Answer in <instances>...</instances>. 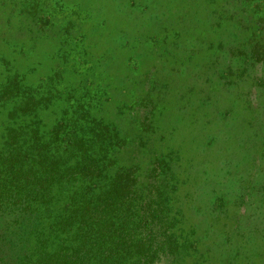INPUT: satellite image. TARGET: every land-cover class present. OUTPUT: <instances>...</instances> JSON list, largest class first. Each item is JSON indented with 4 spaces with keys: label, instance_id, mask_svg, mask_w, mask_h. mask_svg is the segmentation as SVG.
I'll list each match as a JSON object with an SVG mask.
<instances>
[{
    "label": "rangeland",
    "instance_id": "374dc122",
    "mask_svg": "<svg viewBox=\"0 0 264 264\" xmlns=\"http://www.w3.org/2000/svg\"><path fill=\"white\" fill-rule=\"evenodd\" d=\"M75 204L130 264H264V0H0V264H68Z\"/></svg>",
    "mask_w": 264,
    "mask_h": 264
},
{
    "label": "trees",
    "instance_id": "16d2710c",
    "mask_svg": "<svg viewBox=\"0 0 264 264\" xmlns=\"http://www.w3.org/2000/svg\"><path fill=\"white\" fill-rule=\"evenodd\" d=\"M88 205H83L82 206V210L81 212H79V204H75L72 207V210H74L73 212H71L70 216L67 218V220H64L65 222H63L62 224H60L61 230L66 228H70L73 226L74 223L79 225V229L81 231V233L79 235L75 234L76 239H74L73 241L76 244H80L79 246V250L75 251V250H71L69 247H65L64 251L66 252L65 255H63L62 252H59L58 254H60L61 256V260H69L67 261L68 264H95L93 263V260L91 257H88V252L89 256L93 254L96 255L95 260L97 262V264H130L128 263L129 257L126 256V253L120 250H118V246H116L115 248L113 247V243H111L110 249H103V244L107 241L110 240V236L109 235H105L104 233L106 232L104 230V228L102 229V227H105V223H107L106 221H104L101 225H99L100 223H97L96 225L92 223V221H90L87 216L86 213L89 211L88 210ZM83 223L87 224L85 227V231L83 230ZM98 226V231L101 234V236H97L96 234H93V231L96 227ZM89 232L92 233L93 238L97 237L94 239L93 244L91 245V250H86L83 249L84 244L86 242H88V238L91 239V236L89 234ZM96 233V232H94ZM84 240V242H83ZM86 240V241H85ZM40 241V240H39ZM45 241L40 242L39 244H42V246H45ZM128 254V253H127Z\"/></svg>",
    "mask_w": 264,
    "mask_h": 264
}]
</instances>
